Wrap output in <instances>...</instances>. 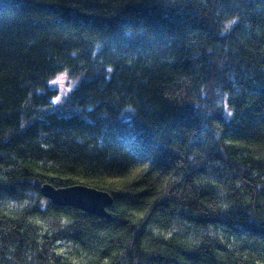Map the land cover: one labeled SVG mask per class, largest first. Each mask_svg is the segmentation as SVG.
<instances>
[{
    "label": "trees",
    "instance_id": "trees-1",
    "mask_svg": "<svg viewBox=\"0 0 264 264\" xmlns=\"http://www.w3.org/2000/svg\"><path fill=\"white\" fill-rule=\"evenodd\" d=\"M44 184L106 192L110 216ZM62 245L264 264V0H0V264H78Z\"/></svg>",
    "mask_w": 264,
    "mask_h": 264
},
{
    "label": "water",
    "instance_id": "water-1",
    "mask_svg": "<svg viewBox=\"0 0 264 264\" xmlns=\"http://www.w3.org/2000/svg\"><path fill=\"white\" fill-rule=\"evenodd\" d=\"M40 194L55 207H69L87 215L108 218L107 210L112 205V198L106 192L83 185H74L66 188H53L44 184Z\"/></svg>",
    "mask_w": 264,
    "mask_h": 264
},
{
    "label": "rangeland",
    "instance_id": "rangeland-1",
    "mask_svg": "<svg viewBox=\"0 0 264 264\" xmlns=\"http://www.w3.org/2000/svg\"><path fill=\"white\" fill-rule=\"evenodd\" d=\"M75 86L76 81L69 80L65 73L58 74L48 83L49 88L57 91V95L54 99V102L62 100L68 94V92H70ZM59 251L64 253L66 256L70 257V259H72L74 263L85 264L84 255L78 256L74 252L70 254L72 250L64 245L59 246Z\"/></svg>",
    "mask_w": 264,
    "mask_h": 264
}]
</instances>
